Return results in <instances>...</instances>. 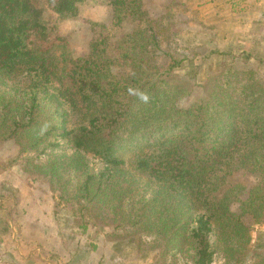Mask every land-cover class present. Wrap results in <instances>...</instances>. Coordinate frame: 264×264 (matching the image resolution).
<instances>
[{"label": "trees", "instance_id": "trees-1", "mask_svg": "<svg viewBox=\"0 0 264 264\" xmlns=\"http://www.w3.org/2000/svg\"><path fill=\"white\" fill-rule=\"evenodd\" d=\"M81 1L0 0V144L12 141L57 199L130 229L141 251L210 264L214 233L264 223V87L229 69L184 105L195 84L174 73L183 58L168 10L153 18L144 0H102L110 23H92L73 52L43 4L74 17Z\"/></svg>", "mask_w": 264, "mask_h": 264}, {"label": "rangeland", "instance_id": "rangeland-1", "mask_svg": "<svg viewBox=\"0 0 264 264\" xmlns=\"http://www.w3.org/2000/svg\"><path fill=\"white\" fill-rule=\"evenodd\" d=\"M144 2L150 16L154 18L155 11L164 13L167 9L169 17L163 18V22L170 20L175 23L170 30L177 42L174 55L183 61L174 73L181 80L195 84L191 97L182 104L201 94L199 85L207 75L229 69L235 72L249 70V75L264 87V59L261 60L264 55L249 59L245 50L230 43V30L219 26L230 23L235 18L232 11L241 12L245 3L231 2L226 8V5L219 6V0ZM217 6L221 14L211 16V7ZM43 7L46 21L56 28L58 35L66 37L67 48L73 52L87 49L96 30L92 23H110L109 8L102 0H82L74 17H59L46 3ZM18 152L12 141L0 144V200L1 197L8 200L0 209V242L4 243L0 245V264H41L40 258L48 264H62L61 254L64 258L75 256L72 264H192L185 253L175 257L167 254L161 258L158 249L141 251L130 229L114 228L93 220L87 210L57 199V193L50 190L44 179L35 178L22 169L25 155ZM86 156L92 171L102 167L98 157ZM129 159L130 156L126 157ZM4 171L7 172L3 175ZM19 202L26 206L29 203L27 210L20 207ZM232 209L239 212V204L234 203ZM241 218L247 224L250 222L248 214ZM38 233H49V239L39 238ZM142 240L149 244L151 237L143 235ZM31 242L34 247L29 246ZM210 242L215 249L210 264H264V223L252 224L247 233L236 236L214 233ZM20 245H23L21 252L17 250ZM44 246L48 249H43Z\"/></svg>", "mask_w": 264, "mask_h": 264}, {"label": "crops", "instance_id": "crops-1", "mask_svg": "<svg viewBox=\"0 0 264 264\" xmlns=\"http://www.w3.org/2000/svg\"><path fill=\"white\" fill-rule=\"evenodd\" d=\"M235 1H241L242 3H245V7L239 11H232V4H231V11L232 14L235 15V18L230 23H225V26L219 25L220 28L224 27L227 31L230 30L231 32V40L230 43L237 46V49L245 50L247 53V57L249 59L252 58H261L262 54L264 55V0H219L220 7H223L224 5L227 6L229 3H234ZM211 7L213 10V13L211 16H214L216 14H221L220 7ZM225 8V9H226ZM237 13V14H235ZM227 42H225L226 44ZM228 43V44H230ZM227 44V45H228ZM232 45V46H233ZM264 57V56H263ZM262 58L261 60H263ZM4 171L3 175L5 174ZM6 197H1L0 200V209H2L5 206V203H7ZM25 201V200H22ZM28 202V201H25ZM20 207H23L24 210H27L28 206H26L24 203L21 205L19 202ZM1 211V210H0ZM28 210V214H29ZM45 234V236H44ZM39 238L43 237L45 239H49V233H38ZM48 236V237H47ZM52 240V239H51ZM27 242H30L27 240ZM3 242H0V245H3ZM31 242L30 247H34ZM36 244V243H35ZM23 247V245L17 246V250L21 252L20 248ZM43 249H48V247H42ZM57 248V247H56ZM52 250V248H49ZM54 250V249H53ZM58 251V250H57ZM65 256L61 254L60 261H62V264H72L75 262L76 258L73 255L67 256V258H64ZM20 259V258H19ZM29 259H25V262L29 261ZM47 260V259H46ZM23 261V260H22ZM41 264H48L47 261L42 260L40 258L39 261ZM87 264V263H85Z\"/></svg>", "mask_w": 264, "mask_h": 264}]
</instances>
